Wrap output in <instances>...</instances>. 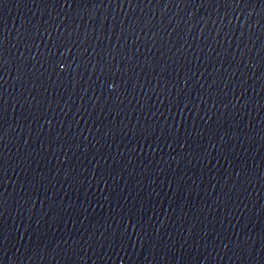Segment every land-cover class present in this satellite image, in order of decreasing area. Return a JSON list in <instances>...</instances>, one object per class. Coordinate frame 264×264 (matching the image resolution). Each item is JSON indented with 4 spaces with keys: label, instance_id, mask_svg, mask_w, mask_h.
<instances>
[{
    "label": "water",
    "instance_id": "obj_1",
    "mask_svg": "<svg viewBox=\"0 0 264 264\" xmlns=\"http://www.w3.org/2000/svg\"><path fill=\"white\" fill-rule=\"evenodd\" d=\"M0 264H264V0H0Z\"/></svg>",
    "mask_w": 264,
    "mask_h": 264
},
{
    "label": "snow or ice",
    "instance_id": "obj_2",
    "mask_svg": "<svg viewBox=\"0 0 264 264\" xmlns=\"http://www.w3.org/2000/svg\"><path fill=\"white\" fill-rule=\"evenodd\" d=\"M0 35H2V33H0ZM3 46V41L2 39H0V48H2ZM2 57H0V63H2ZM0 79H2V77H0ZM5 101L3 100V97L0 96V120H3L4 118V109H3V105H4Z\"/></svg>",
    "mask_w": 264,
    "mask_h": 264
}]
</instances>
